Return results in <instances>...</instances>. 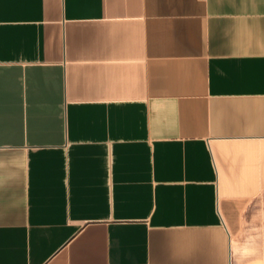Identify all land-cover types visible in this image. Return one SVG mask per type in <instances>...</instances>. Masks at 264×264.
Masks as SVG:
<instances>
[{
	"label": "crops",
	"instance_id": "crops-1",
	"mask_svg": "<svg viewBox=\"0 0 264 264\" xmlns=\"http://www.w3.org/2000/svg\"><path fill=\"white\" fill-rule=\"evenodd\" d=\"M0 264H264V0H0Z\"/></svg>",
	"mask_w": 264,
	"mask_h": 264
}]
</instances>
